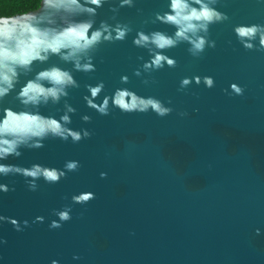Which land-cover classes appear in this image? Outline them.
<instances>
[{"label":"water","instance_id":"1","mask_svg":"<svg viewBox=\"0 0 264 264\" xmlns=\"http://www.w3.org/2000/svg\"><path fill=\"white\" fill-rule=\"evenodd\" d=\"M108 9L106 4L99 10L98 22L109 19ZM166 10L167 0H136L135 8H122L117 19L133 32L123 43L101 45L94 73L75 74L81 87L70 93L69 103L77 110L70 127L88 129L91 139L79 144L49 140L43 149L4 161L62 168L65 161L77 160L81 167L58 184L40 181L36 192L28 191L19 176L0 178L15 187L0 193V214L30 225L23 232L0 225V238L7 241L0 245V264H264V52L245 51L233 33L238 24L264 23V0H222L218 10L230 21L212 26L216 48L199 59L188 54L187 45L168 51L177 67L153 73L156 83L144 85L133 72L143 63L137 58L146 61L148 55L132 41L141 29L174 32L144 23ZM122 76L130 83L121 84ZM194 76L213 77L216 86L209 90L193 83L178 91L181 79ZM98 81L105 91L97 104L115 89L128 88L174 111L165 118L116 109L100 116L83 100L84 86ZM233 83L245 89L243 96L224 93ZM41 111L57 119L62 114L53 107ZM83 115L92 122L84 124ZM102 172L106 179L100 178ZM82 192L96 198L73 205L71 221L50 230L56 219L52 210ZM37 216L45 222L33 224Z\"/></svg>","mask_w":264,"mask_h":264},{"label":"clouds","instance_id":"2","mask_svg":"<svg viewBox=\"0 0 264 264\" xmlns=\"http://www.w3.org/2000/svg\"><path fill=\"white\" fill-rule=\"evenodd\" d=\"M112 15L107 20L97 21L105 5ZM222 0H167V10L155 12L145 24H160L167 30L136 31L133 46L147 52L137 59L143 63L133 75L144 85L155 84L152 74L165 67L175 69L177 61L165 53L181 45H187L186 51L199 59L206 50L215 49L216 41L211 39L212 26L225 24L230 17L219 11ZM136 0H41L35 11L16 15L0 14V178L19 176L28 191L36 192L40 181L55 185L68 178L69 173L79 171L77 160H67L62 168L33 163L28 167L4 163L10 158L19 160L25 151L43 149L45 142L59 140L79 144L91 139L88 129L79 130L70 127L72 116L77 110L69 103L72 90L81 87L76 73L85 75L94 73L95 54L101 45L123 43L133 32V28L121 23L117 17L122 8H135ZM142 14L141 9H137ZM111 20L113 23H109ZM236 42L247 52H264V23L238 24L233 27ZM230 45L232 41L228 42ZM102 62V61H101ZM62 65H70L63 67ZM46 66V67H40ZM120 83H130L128 76H122ZM213 89L216 84L213 77L194 76L181 79L178 91L192 87ZM88 95L83 96L87 108L100 116H109L113 109L123 114L154 113L165 118L174 111L165 102L152 96L143 97L128 88H117L111 95H105L102 102L95 101L105 91L103 81L95 85L84 86ZM229 96H243L245 89L233 83L230 89L223 90ZM11 97L12 100L8 101ZM6 102H8L6 104ZM171 100L167 101L170 105ZM53 107L62 113L59 119L54 115H43L42 109ZM198 111V110H194ZM182 118L188 112H180ZM84 124H90L92 118L83 115ZM101 179L107 173L100 174ZM15 187L0 183V193L14 192ZM92 192H82L71 197L70 204L53 209L56 217L49 224L50 230H58L72 219L73 205H87L94 200ZM67 199V197H64ZM45 218L37 216L33 224H43ZM10 224L16 232L30 227L29 222L0 214V225ZM256 229V235H260ZM7 241L0 238V245ZM73 259H80L74 256ZM52 264H57L53 261Z\"/></svg>","mask_w":264,"mask_h":264},{"label":"trees","instance_id":"3","mask_svg":"<svg viewBox=\"0 0 264 264\" xmlns=\"http://www.w3.org/2000/svg\"><path fill=\"white\" fill-rule=\"evenodd\" d=\"M41 0H0V14L16 15L36 10Z\"/></svg>","mask_w":264,"mask_h":264}]
</instances>
